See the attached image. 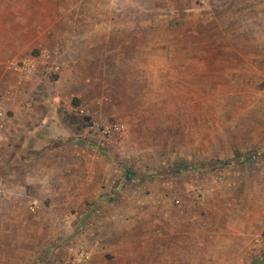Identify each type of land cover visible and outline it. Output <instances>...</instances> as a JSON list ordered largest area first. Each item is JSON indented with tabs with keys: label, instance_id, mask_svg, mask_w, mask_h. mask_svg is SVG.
Here are the masks:
<instances>
[{
	"label": "rangeland",
	"instance_id": "374dc122",
	"mask_svg": "<svg viewBox=\"0 0 264 264\" xmlns=\"http://www.w3.org/2000/svg\"><path fill=\"white\" fill-rule=\"evenodd\" d=\"M94 1L0 0V112L67 105L64 135L0 148L27 182L2 264H69L82 238L85 264H264V0ZM38 57L59 76L19 78Z\"/></svg>",
	"mask_w": 264,
	"mask_h": 264
},
{
	"label": "crops",
	"instance_id": "0c3cea01",
	"mask_svg": "<svg viewBox=\"0 0 264 264\" xmlns=\"http://www.w3.org/2000/svg\"><path fill=\"white\" fill-rule=\"evenodd\" d=\"M94 2H96V0ZM104 2L105 5L103 6H100L101 4H98L97 2L94 4L90 3L89 9H105L107 12H111L115 8L113 0H111L110 4L108 2L106 3V1ZM126 7V9H129L128 6ZM131 7L136 12L144 9L143 5L139 4H132ZM121 9H124V7ZM61 80L63 81V78ZM58 103L49 102L46 108L41 107L35 109V111L29 113V115L24 114L22 117L18 115L19 106L16 103H5V107H9L14 111V115L8 120L6 118H0V148L4 146L6 142H13L16 139H37L36 137H38L39 134V127H44V132L47 134L45 137L46 140H52L58 136L64 135V132H66L67 129L65 127L66 124L62 119L63 113L61 107L67 109V105H63V103L60 105V103ZM55 111H58L56 121L54 117ZM43 116H45V121H47L46 126H40L39 121L43 119ZM18 171L19 169L14 170L13 167H8L7 165L3 167L0 166V215L3 213L8 214L9 216V214L15 213V204L18 202L16 191L17 189L26 186L27 183L25 182V184H21L16 180L15 173ZM8 216L3 220L0 219V221H9ZM1 230L2 227H0V264H2V261L5 258L4 255H1L5 254L1 238L6 237L2 236Z\"/></svg>",
	"mask_w": 264,
	"mask_h": 264
},
{
	"label": "built area",
	"instance_id": "2783aa9c",
	"mask_svg": "<svg viewBox=\"0 0 264 264\" xmlns=\"http://www.w3.org/2000/svg\"><path fill=\"white\" fill-rule=\"evenodd\" d=\"M201 5L217 2L218 0H197ZM14 70L18 73L19 78L24 79L28 76H35L40 74V79L49 80L51 77L59 76L60 74V66L58 63L53 62L49 63L43 57L31 58L26 62H22L21 64L14 63L12 65ZM26 111L31 109L30 103L25 104ZM4 113L0 112V118H4ZM92 131H97V133L106 135L110 131L121 132L123 130V126L116 124L114 126H102L99 128L98 124L92 123L88 128ZM33 210V208H32ZM98 247V242H92L91 246H87L85 240L79 239L74 247L71 249V254L69 258V264H85L91 257L94 250Z\"/></svg>",
	"mask_w": 264,
	"mask_h": 264
}]
</instances>
